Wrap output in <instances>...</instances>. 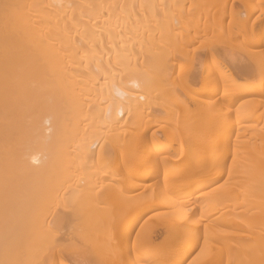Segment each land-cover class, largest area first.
Returning <instances> with one entry per match:
<instances>
[{
  "label": "bare ground",
  "instance_id": "1",
  "mask_svg": "<svg viewBox=\"0 0 264 264\" xmlns=\"http://www.w3.org/2000/svg\"><path fill=\"white\" fill-rule=\"evenodd\" d=\"M225 1L0 0V264H69L61 230L76 264H264V34ZM207 28L257 71L176 83Z\"/></svg>",
  "mask_w": 264,
  "mask_h": 264
},
{
  "label": "rangeland",
  "instance_id": "2",
  "mask_svg": "<svg viewBox=\"0 0 264 264\" xmlns=\"http://www.w3.org/2000/svg\"><path fill=\"white\" fill-rule=\"evenodd\" d=\"M254 2H255V6H256L255 12L253 13V15L251 17H249L247 24L248 23L250 24L255 17L258 18V16H259L260 19L256 20L254 22L253 26H261V28H262L261 34H264V0H254ZM201 4L205 5V3H203V2ZM241 4L242 3L239 2V0H226L225 3H223L220 14L224 15V17L221 18V21L223 22L224 26H223L221 33L223 31L225 32V30H226L225 25L229 22V18L226 16L228 10L232 9V10H239L240 11L243 8ZM220 14L218 13L216 16H219ZM187 34H193V31L190 30L189 33H187ZM238 37H240V36H238ZM220 38H221V35H213L211 30L207 28L206 33L204 35L199 34L198 37H194L193 39H191L192 41H190L191 42L190 48L194 49L193 51H194V57L196 58V60H195L196 63H195V65L192 66L191 62L189 61L190 55H192V53H190L191 51L185 57H182L178 54V56L176 57V73H175L176 83H178V82L182 81L184 78H186L185 76H188V74L191 73V70L193 69V67L195 68V70H194V72H192L193 74L191 75V79L199 77V75H200L199 69H201V67L204 65L205 60H206L205 57L207 56V54L210 51L215 55V59H217L216 60L217 66H219L223 70L225 69L227 71V73H229L235 79L238 78V80H243L242 77H245L246 75H250L251 72L257 71L256 68L258 66L255 64V60H257L256 58H258L257 54L259 56V53H262V51H258L257 53L253 52V51H245L244 54H246V55L239 57V55H237V56L235 55V53L233 52V49H232L233 44L237 39L234 37L233 39L228 41L230 43H228V42L226 43L225 47H222V46L220 47V45H221V44H219ZM254 48L257 50H262V49H264V45H259V46L254 47ZM163 57L165 60H170V61L172 60V54H170L168 56L166 53H164ZM155 63H156V61L153 63V65ZM190 68H192V69L190 70ZM156 69L157 68L154 66L149 72H151L152 70H156ZM251 74H253V73H251ZM239 78H241V79H239ZM186 104L187 103H185V105L181 106V108H180L181 111H182V109H184V107L188 108V107H191L194 105L193 103H192L193 105L191 103H189L187 105ZM263 106L264 105H262V107H259L256 110V113L263 112L264 111ZM218 122L219 121L217 119H214L211 116V114H208L199 120V122L196 124L197 126L194 128L195 131H193V134H194V132H198L200 130V128H201L200 125L206 126V127H204V129L209 128L212 131H217L218 130V126H217ZM262 128L264 129V127H262ZM262 128H261V130L264 132V130ZM203 144H202V149L204 151H207V149L209 150V148H210V145H208L209 143L205 142ZM74 226H76V225H74ZM61 231L50 233V235H49L50 246L53 245L54 242L62 243V245H64L62 247L65 248L64 255L66 254L65 258H66L67 262L69 264H76L77 262H75V261H77L78 258L80 259L82 255H85L86 251H88L87 249H89V248H87V246L82 244V243H78L75 241L76 242V244H75L72 241L69 242L68 240L63 239L64 236L62 237L63 232L61 233ZM20 264H25V261H22Z\"/></svg>",
  "mask_w": 264,
  "mask_h": 264
}]
</instances>
